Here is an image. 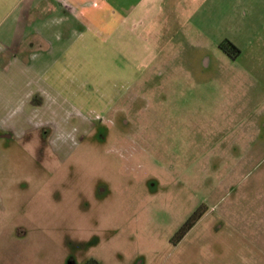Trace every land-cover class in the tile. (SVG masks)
<instances>
[{"label":"rangeland","instance_id":"rangeland-1","mask_svg":"<svg viewBox=\"0 0 264 264\" xmlns=\"http://www.w3.org/2000/svg\"><path fill=\"white\" fill-rule=\"evenodd\" d=\"M196 2L150 66L90 52L69 113L0 124V264H264V0Z\"/></svg>","mask_w":264,"mask_h":264},{"label":"crops","instance_id":"crops-1","mask_svg":"<svg viewBox=\"0 0 264 264\" xmlns=\"http://www.w3.org/2000/svg\"><path fill=\"white\" fill-rule=\"evenodd\" d=\"M197 7L196 0H0V108L5 112L0 124L35 129V112L56 108L59 115L69 113L65 94L71 90L75 99L83 97L82 88L75 86L81 58L90 52L127 75L134 73L135 62L150 66L156 58L150 43L164 36L159 28L189 19ZM104 42L111 45L108 52L98 45ZM134 49L137 58L130 55ZM6 90L13 96L6 97ZM101 95L83 109L71 106L77 111L69 117L76 139L86 125L80 112H101ZM74 118L80 119L78 126Z\"/></svg>","mask_w":264,"mask_h":264},{"label":"trees","instance_id":"trees-1","mask_svg":"<svg viewBox=\"0 0 264 264\" xmlns=\"http://www.w3.org/2000/svg\"><path fill=\"white\" fill-rule=\"evenodd\" d=\"M230 47L232 48V50H235L237 54L240 53V51L233 44H231ZM221 48L224 51L229 52L227 50L226 44L221 45ZM233 57L236 58V56ZM202 217L203 212L201 210H197L175 235L173 239L174 243H179L186 236V234L200 221Z\"/></svg>","mask_w":264,"mask_h":264},{"label":"flooded vegetation","instance_id":"flooded-vegetation-1","mask_svg":"<svg viewBox=\"0 0 264 264\" xmlns=\"http://www.w3.org/2000/svg\"><path fill=\"white\" fill-rule=\"evenodd\" d=\"M96 122H97V120H95V122H94V126H95ZM94 126H93V127H94ZM38 130H39V129H38ZM39 131H40V130H39ZM39 137H40V135H39ZM76 140H77V139H76ZM65 146H66V145H65ZM61 150H62V147H61L60 149H59V148H57V149L54 148V153H55V154H59V153L61 152Z\"/></svg>","mask_w":264,"mask_h":264}]
</instances>
